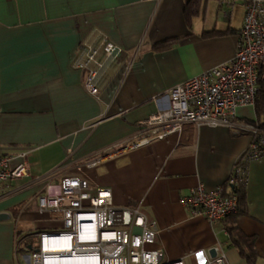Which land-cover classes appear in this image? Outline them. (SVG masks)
I'll return each mask as SVG.
<instances>
[{
    "label": "crops",
    "instance_id": "obj_1",
    "mask_svg": "<svg viewBox=\"0 0 264 264\" xmlns=\"http://www.w3.org/2000/svg\"><path fill=\"white\" fill-rule=\"evenodd\" d=\"M247 1L0 0V155L30 163V175L0 184V264H30L35 233L62 226L58 211L39 213L38 198L68 176L110 188L119 207L139 206L158 231L147 247L163 260L264 264V154L249 164L236 214L210 222L181 202L199 182L225 184L251 135L188 122L136 138L170 88L234 56ZM104 39L123 52L105 61L100 51L94 96L75 63ZM238 119L264 124V104L259 115L240 107ZM231 227L250 240L235 241Z\"/></svg>",
    "mask_w": 264,
    "mask_h": 264
},
{
    "label": "built area",
    "instance_id": "obj_2",
    "mask_svg": "<svg viewBox=\"0 0 264 264\" xmlns=\"http://www.w3.org/2000/svg\"><path fill=\"white\" fill-rule=\"evenodd\" d=\"M245 7L234 56L170 88L162 108L141 122L144 128L136 136L138 144L180 132L188 122L259 133L256 124L238 119V109L254 105L264 82V0H248ZM100 51L105 61H114L123 49L104 39L98 46L87 45L84 58L75 63L86 72L85 87L94 96L100 94L98 80L106 63L99 58ZM263 154L264 134H258L257 139L252 136L225 184L207 189L199 182L181 197V202L192 214L210 222L237 212L238 196L233 190L225 192L224 185H246L250 162ZM21 158L14 163L13 156L0 155V184L30 175L27 154L22 153ZM38 206L39 213L58 211L62 226L35 233L37 241L30 248V264H183L181 260H163L161 248L147 247L156 239L155 222L139 206H117L110 188L68 176L62 179L58 193L40 195ZM211 262L224 264V255Z\"/></svg>",
    "mask_w": 264,
    "mask_h": 264
},
{
    "label": "trees",
    "instance_id": "obj_3",
    "mask_svg": "<svg viewBox=\"0 0 264 264\" xmlns=\"http://www.w3.org/2000/svg\"><path fill=\"white\" fill-rule=\"evenodd\" d=\"M263 104H264V82H261V85L257 91V94H256V98H255V103H254V106L256 107V110H257V113L258 115L261 113V111H263ZM251 123H254L256 124L259 128H260V131L259 133H256L254 135V133L252 132H249V131H243V133H246V134H249V135H252L255 137V139L258 138V134H264V124L259 120H254V121H250ZM225 186V185H224ZM244 186V185H242ZM231 187V189L237 194L238 196V202H239V206H238V210L237 212H239V209H240V201H241V196H240V191H241V187ZM237 212L229 215V216H232L234 214H236ZM229 216H227L226 218H228ZM230 232L232 234H235L236 233V236H234V240L237 241V242H240V240H250V237L249 236H245L239 229H237L236 227L233 228L231 227L230 228ZM247 256L252 259L253 257V252H251V250L249 249V251L246 253Z\"/></svg>",
    "mask_w": 264,
    "mask_h": 264
},
{
    "label": "water",
    "instance_id": "obj_4",
    "mask_svg": "<svg viewBox=\"0 0 264 264\" xmlns=\"http://www.w3.org/2000/svg\"><path fill=\"white\" fill-rule=\"evenodd\" d=\"M4 216H5V214H0V218L4 217ZM29 248H31V246H29Z\"/></svg>",
    "mask_w": 264,
    "mask_h": 264
},
{
    "label": "rangeland",
    "instance_id": "obj_5",
    "mask_svg": "<svg viewBox=\"0 0 264 264\" xmlns=\"http://www.w3.org/2000/svg\"><path fill=\"white\" fill-rule=\"evenodd\" d=\"M136 231H139L138 229H136Z\"/></svg>",
    "mask_w": 264,
    "mask_h": 264
}]
</instances>
